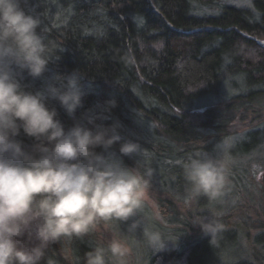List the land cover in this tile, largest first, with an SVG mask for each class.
Listing matches in <instances>:
<instances>
[{"label": "trees", "instance_id": "obj_1", "mask_svg": "<svg viewBox=\"0 0 264 264\" xmlns=\"http://www.w3.org/2000/svg\"><path fill=\"white\" fill-rule=\"evenodd\" d=\"M22 7L41 17L53 58L43 78L34 80L24 72L22 85L41 90L57 74L80 73L85 95L76 120L91 111L107 117L96 121L104 127L119 123L122 139L113 152L125 167L151 170L150 184L177 178L178 183H170L184 188V164L213 153L238 116L200 113V103L213 99L231 108L264 98V0H22ZM237 82L243 93L225 100ZM112 100L117 106L104 112ZM49 106L66 127L73 126L74 119L57 101ZM19 139L26 148L35 143L23 134ZM127 141L139 144L141 154L120 156L119 147ZM263 141L264 131L252 130L232 153L249 154ZM152 158L165 164L166 176L154 174L159 166ZM166 209L161 210L164 217ZM213 220L222 228L212 244L198 226L195 238L151 253L147 264H215L235 244V227L244 223L234 215ZM253 229L252 253L235 264H264L259 251L264 222ZM101 244L94 231L62 239L48 256L55 264H86L85 254Z\"/></svg>", "mask_w": 264, "mask_h": 264}, {"label": "clouds", "instance_id": "obj_2", "mask_svg": "<svg viewBox=\"0 0 264 264\" xmlns=\"http://www.w3.org/2000/svg\"><path fill=\"white\" fill-rule=\"evenodd\" d=\"M43 31L41 17L28 14L22 0H0V264H55L48 256L53 244L133 218L126 233H113L87 252L86 264H130L127 234L141 229L152 253L165 250L171 241L152 227L156 217L144 213L151 170L125 167L113 152L122 139L119 123L104 127L96 121L107 117L91 111L76 120L85 95L81 74H57L36 91L22 85L24 72L41 79L53 61ZM50 101L74 119L73 126L63 124ZM116 106L108 101L103 111ZM21 134L35 143L26 148ZM141 152L132 141L119 147L120 156ZM184 178L186 202L200 195L216 200L228 184V162L207 153L190 158ZM191 223L212 237L211 244L222 228L209 218Z\"/></svg>", "mask_w": 264, "mask_h": 264}, {"label": "rangeland", "instance_id": "obj_3", "mask_svg": "<svg viewBox=\"0 0 264 264\" xmlns=\"http://www.w3.org/2000/svg\"><path fill=\"white\" fill-rule=\"evenodd\" d=\"M236 85V87L232 85V91H229L231 95L227 94V97H223L225 100L243 93L244 86L240 82H237ZM227 89L229 90L230 87ZM222 103L213 99L203 101L200 103L201 107L198 111L204 113L213 110L220 112V115L238 113L237 118L230 124L231 127H229L227 135L215 146V151L207 153L213 159L217 158L228 162V184L224 195L216 200H210L207 196L200 195L186 202L187 189L190 186L185 180L187 184L178 190L170 183L174 180L171 178L163 185L150 184L144 213L148 217H156L152 227L171 241L165 249L181 246L186 241V237H196L199 228L198 225L191 223L193 218L213 219L234 215L244 223V226L235 227L237 237L235 244L229 246L215 264H235L249 258L248 253H252L250 250L253 244L252 236L256 233L253 225L259 222V226H261L264 222V141L249 154L234 155L232 150L236 149V144L243 141L248 132L258 129L264 131V98L241 104V106L231 105V108L222 106ZM151 162L159 166L154 174L167 175L164 173L165 164L162 166L157 158H152ZM174 181L177 182V178ZM166 206L164 217L161 210ZM133 219L121 225L112 224L109 228H105L101 224L95 232L105 245L112 238L113 233L120 235H123V232L126 233ZM247 233H249L248 236ZM127 236L131 245L130 264H137V261L139 264H147L148 259L146 258L152 253V250L143 242L142 229L138 230L135 236L132 234H127ZM259 251L263 253V258L264 248L259 246Z\"/></svg>", "mask_w": 264, "mask_h": 264}, {"label": "water", "instance_id": "obj_4", "mask_svg": "<svg viewBox=\"0 0 264 264\" xmlns=\"http://www.w3.org/2000/svg\"><path fill=\"white\" fill-rule=\"evenodd\" d=\"M263 182H264V175H263Z\"/></svg>", "mask_w": 264, "mask_h": 264}]
</instances>
